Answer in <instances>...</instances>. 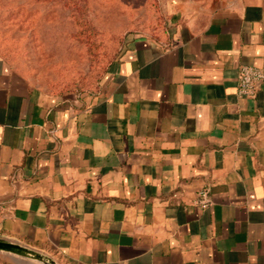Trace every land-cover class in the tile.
<instances>
[{
    "label": "crops",
    "instance_id": "0c3cea01",
    "mask_svg": "<svg viewBox=\"0 0 264 264\" xmlns=\"http://www.w3.org/2000/svg\"><path fill=\"white\" fill-rule=\"evenodd\" d=\"M98 86L50 93L0 54V238L63 264H264V0H159ZM210 186L211 204L198 205Z\"/></svg>",
    "mask_w": 264,
    "mask_h": 264
},
{
    "label": "rangeland",
    "instance_id": "374dc122",
    "mask_svg": "<svg viewBox=\"0 0 264 264\" xmlns=\"http://www.w3.org/2000/svg\"><path fill=\"white\" fill-rule=\"evenodd\" d=\"M167 29L159 0H0V54L50 93L93 89L129 37ZM0 264L47 263L0 251Z\"/></svg>",
    "mask_w": 264,
    "mask_h": 264
},
{
    "label": "built area",
    "instance_id": "2783aa9c",
    "mask_svg": "<svg viewBox=\"0 0 264 264\" xmlns=\"http://www.w3.org/2000/svg\"><path fill=\"white\" fill-rule=\"evenodd\" d=\"M264 77V73L252 66L244 65L240 68L238 74L237 92L242 96H253L256 90V84ZM195 202L206 207L211 204L210 186L202 187L197 194Z\"/></svg>",
    "mask_w": 264,
    "mask_h": 264
},
{
    "label": "water",
    "instance_id": "95a60500",
    "mask_svg": "<svg viewBox=\"0 0 264 264\" xmlns=\"http://www.w3.org/2000/svg\"><path fill=\"white\" fill-rule=\"evenodd\" d=\"M0 251L6 252L10 255L33 258L39 261H44L47 264H53L52 260L38 252L36 249L3 238H0Z\"/></svg>",
    "mask_w": 264,
    "mask_h": 264
},
{
    "label": "trees",
    "instance_id": "16d2710c",
    "mask_svg": "<svg viewBox=\"0 0 264 264\" xmlns=\"http://www.w3.org/2000/svg\"><path fill=\"white\" fill-rule=\"evenodd\" d=\"M115 57H116V56H115ZM115 57H114V58H115ZM114 58L110 61V63L108 64L107 68H108L109 65L112 63V61L114 60ZM107 68H106V70H107ZM106 70L104 71V74L106 73ZM104 74H103V77H104ZM103 77H102V78H103ZM101 80H102V79H101ZM101 80H100V82H101ZM100 82H99V83H100ZM97 86H98V85H97ZM97 86H95V87H94L93 89H91V90H94ZM91 90H89V91H91Z\"/></svg>",
    "mask_w": 264,
    "mask_h": 264
}]
</instances>
